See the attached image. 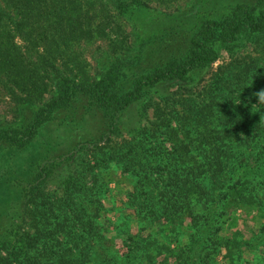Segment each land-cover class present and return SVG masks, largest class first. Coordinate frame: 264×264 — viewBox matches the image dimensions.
<instances>
[{"label":"trees","instance_id":"1","mask_svg":"<svg viewBox=\"0 0 264 264\" xmlns=\"http://www.w3.org/2000/svg\"><path fill=\"white\" fill-rule=\"evenodd\" d=\"M117 5L140 38L130 73L120 58L96 79L60 73L74 45L120 27ZM223 50L231 60L204 82ZM46 66L59 72L47 101ZM0 75L29 112L22 128L0 127V147L23 150L50 124L69 146L19 181L32 222L4 212L0 264H194L182 235L213 241L254 200L264 215V0H192L169 14L144 0H0ZM111 165L132 179L120 205L107 202ZM49 184L66 191L49 196ZM238 235L239 249L226 241L210 258L199 244L197 264H242Z\"/></svg>","mask_w":264,"mask_h":264},{"label":"rangeland","instance_id":"2","mask_svg":"<svg viewBox=\"0 0 264 264\" xmlns=\"http://www.w3.org/2000/svg\"><path fill=\"white\" fill-rule=\"evenodd\" d=\"M144 1H149L150 7L154 9V13L159 14L176 13L178 11L185 10L186 8H189L192 3V0ZM123 11V8H120L117 5L116 12H121V15L118 18L119 22L121 23L119 25L120 27L115 26V28H112L111 26H107L105 28L106 36L102 34V37L99 38L100 40H90L87 43H82L80 46L74 45L69 50V56L66 58V60L60 61L58 63L60 73L80 79V71L84 69V71L88 73L90 77L96 79L105 73L106 70H104V68L106 67L107 61H114L116 58L121 59L119 60V66H121L120 68L130 73V70L127 68L130 66L133 67L129 64L131 63L130 61L133 60V57H135L137 54L136 52L140 50V38L138 37L137 33L133 32V29H135L136 26L133 22L134 20L132 21L131 19V22L133 23V25H131V22H129L127 18V16H130V14L126 13L123 15ZM111 28L113 31H109ZM127 32H129L131 35V46L128 52H126L124 49L127 44L125 38V36H127ZM114 37L120 40L118 42L113 41L112 39H114ZM107 55L110 57V59L106 58ZM230 60V52L223 50L220 59L201 74L202 79L204 78L203 81L205 82L211 79L213 74ZM46 68L47 71H49V74L46 78L48 83V92L44 94V98L47 101L55 92L54 87L59 72L58 70H54L48 66H46ZM25 95L26 92L14 86L8 77L0 75L1 128L23 127L24 124L22 119L25 118L26 113L29 115V112L28 110L24 109V107L28 106L23 105L21 99L19 98ZM36 103L38 105L41 104L39 100H37ZM56 132V125L50 124L46 126V129L43 131L41 130L38 135L35 136L31 144L23 150L16 147H0V223H3V217H5L6 222L7 217L4 214L9 210L12 214L15 213L16 216L20 214V211L21 213L23 211V214H25L26 217V225L24 228L26 229L29 227V225H31L33 214L30 209H33L35 205L29 204L25 206V203L23 204V195H21V187H19L18 183H20L19 181L21 180L22 188L27 185L26 183L30 179L29 169L31 168L30 166L34 161H41V158L47 154H49L51 158L68 151L67 147L69 146L66 142L63 146H56ZM127 136L128 135H124V137ZM50 139H52V145L49 141ZM106 173L110 174V178H114V181L110 182V185L108 186L109 189H112V193L110 194V199H108L107 202L109 204L120 205L123 200V195L127 191L132 179H127L124 176L121 177V170L117 168L116 165H111L109 171ZM16 178L19 180L17 181ZM65 191L64 185L59 187L57 184H49L46 186L45 194L48 193L49 196L54 197L61 194L63 195ZM259 197L264 198V193H261ZM25 200L26 199L24 198V201ZM254 201L255 202L247 203L246 206L239 207L237 211L235 210L237 213V219L235 221L224 223L222 226V231L218 233L216 236L217 238L215 237L213 241L195 238L197 243H192L190 239L188 240L187 238L186 240V236L182 235V238H180L181 244L184 247H189L184 248L183 251H190L189 255L191 256L192 263L194 262V264H197L199 262L198 260L196 262L195 258V255L198 254L196 247L199 244L206 243V249H203V253L208 251L210 258L216 255V252L226 244V241H230L229 245L232 249H234L236 247L235 244L237 243L235 238L236 233H239L237 238L241 242L240 249L243 253L241 261L242 264H264V215L260 216V214L256 212L257 208L255 206L258 202H256V200ZM252 203L254 205H251ZM233 209L234 208H232V210ZM200 224L209 225L210 222L206 221V217H202ZM216 225L218 226L219 224ZM111 233L113 234V231H111L110 234ZM212 242L213 245L211 246ZM223 253H225V251ZM238 254V252H235V256ZM220 259L213 260L212 258L209 264H225L222 263ZM226 262V264L231 263L228 260ZM205 263L206 261L201 262V264Z\"/></svg>","mask_w":264,"mask_h":264},{"label":"clouds","instance_id":"3","mask_svg":"<svg viewBox=\"0 0 264 264\" xmlns=\"http://www.w3.org/2000/svg\"><path fill=\"white\" fill-rule=\"evenodd\" d=\"M259 96V99H264V91L257 94Z\"/></svg>","mask_w":264,"mask_h":264}]
</instances>
